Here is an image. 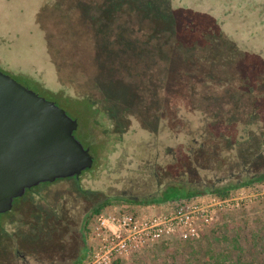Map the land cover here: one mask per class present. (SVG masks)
Here are the masks:
<instances>
[{
    "label": "rangeland",
    "instance_id": "374dc122",
    "mask_svg": "<svg viewBox=\"0 0 264 264\" xmlns=\"http://www.w3.org/2000/svg\"><path fill=\"white\" fill-rule=\"evenodd\" d=\"M36 56L49 57V70L58 76L47 78ZM0 69L78 119L76 135L97 160L78 180L88 199L106 194L107 176L116 177L112 165L137 141L159 136L161 144L171 143L168 117L176 112L196 122L231 112L223 120L229 119L230 135L246 137L238 146L247 159L254 157L253 174L264 170V99H257L264 98V0H0ZM255 175L248 185L179 198L213 201L222 198L217 191L240 197L220 207V217L200 238L160 241L113 264H264V180ZM59 185L73 193L78 186L62 180L35 187L1 215L0 253L9 251L10 233L28 231L24 224L37 216L38 205L58 198ZM168 201L95 204L82 228L84 252L74 264L89 255L97 210L130 212Z\"/></svg>",
    "mask_w": 264,
    "mask_h": 264
},
{
    "label": "flooded vegetation",
    "instance_id": "af4514ba",
    "mask_svg": "<svg viewBox=\"0 0 264 264\" xmlns=\"http://www.w3.org/2000/svg\"><path fill=\"white\" fill-rule=\"evenodd\" d=\"M257 99L261 101L264 98L259 96ZM213 113H209V117ZM182 116L185 120L184 125H180L178 121L180 118L176 119L174 115L171 118L169 115L168 120L171 119L168 122L169 129L166 132V127L163 128V133H167L166 137L172 140L171 143L161 144L159 136H154L150 140H140L137 141L135 148L133 147V151H125L116 159L115 164L112 165V172L116 177L107 176L106 194L103 197L94 200L84 197L85 189L83 190L78 182L85 172L94 169L97 164L93 153V166L84 170L78 177L43 182L17 197L21 200L35 187L52 186L62 180L64 182L74 180L78 184L75 193L65 185H59L58 188L61 189L57 191L58 198L54 196V199L50 196L52 201H43L42 208L38 205L40 211L37 216L24 224L28 230L26 233L18 230L10 233L9 251L0 253V264H74L84 252L82 228L95 204L111 199L142 201L154 198L158 192L163 193L169 186L175 184V178L169 169L167 170L169 172L160 178L155 175V171L159 169L158 164L163 162L171 168V157L176 152L184 156L191 154L198 159L199 167L191 169L190 176L199 182L201 189L217 190L221 187L242 184L250 180L252 175H257V172L253 174L254 171H251V166L253 167L252 164L255 162L254 157L247 159L245 149L238 146L246 142V137L230 135L232 132L229 130V119L223 121L226 116L221 120L217 119L219 117L217 116L216 120L204 121V115L197 122L186 115ZM249 152L254 153L252 148ZM113 155L111 163H113ZM118 167L121 171H117ZM43 198L44 196H38V201ZM30 234L33 235L32 238H29ZM31 241L39 242L40 247L34 249Z\"/></svg>",
    "mask_w": 264,
    "mask_h": 264
},
{
    "label": "water",
    "instance_id": "95a60500",
    "mask_svg": "<svg viewBox=\"0 0 264 264\" xmlns=\"http://www.w3.org/2000/svg\"><path fill=\"white\" fill-rule=\"evenodd\" d=\"M77 118L0 69V216L43 182L79 176L94 156Z\"/></svg>",
    "mask_w": 264,
    "mask_h": 264
},
{
    "label": "built area",
    "instance_id": "2783aa9c",
    "mask_svg": "<svg viewBox=\"0 0 264 264\" xmlns=\"http://www.w3.org/2000/svg\"><path fill=\"white\" fill-rule=\"evenodd\" d=\"M232 199L239 200L240 197ZM232 199H175L162 202L159 208L128 212L115 207L112 211L102 212L90 229L89 255L81 264H113L129 252L160 241L198 239L218 220L220 207Z\"/></svg>",
    "mask_w": 264,
    "mask_h": 264
},
{
    "label": "trees",
    "instance_id": "16d2710c",
    "mask_svg": "<svg viewBox=\"0 0 264 264\" xmlns=\"http://www.w3.org/2000/svg\"><path fill=\"white\" fill-rule=\"evenodd\" d=\"M28 46H29L30 50L33 49V44L31 42L28 43ZM46 49H47V46H46L45 50ZM48 52H52V51L49 49ZM41 59L42 58L38 59V57L36 56L34 63L39 65V69L40 70L43 69V68L48 69V71L50 73L47 75V78H51L52 75H54V77H57L58 73H57L56 70H54V71L52 70L53 72L51 70H49V65L47 64L48 61H49V57L47 58L48 60H45V61H42ZM54 59H55V55H54ZM37 61H39L40 64L37 63ZM50 64L52 65V67L54 69V63L50 62ZM34 66H35V64H33V67ZM45 72L47 74L46 70H45ZM113 74L116 75L117 73H113ZM69 83L70 82H65V85L63 87H67L69 90H73V87ZM43 85H47L46 82L43 81ZM82 89H85V88L84 87H80V89H79L80 93L83 91ZM180 113L181 112H176L175 113L174 116H175L176 119H178V118L182 119L184 117ZM217 113H219V111L214 112L211 117H209V115H205L203 117L204 121L207 120V119L216 120V117L220 116ZM215 114H217V115L215 116ZM231 115H232L231 112L225 113L224 114V118H225V116L229 117ZM217 119H218V117H217ZM77 133H78V131H77ZM87 135L89 136V134H87ZM190 153H192V151ZM158 165H159L158 166L159 169L157 171H155L156 172L155 175L160 178V176L162 177V175L167 174L169 172L167 170L169 169L170 172H172V174H173L172 176H174V178H175V184L172 185V186H169L165 191H163V193L162 192H158L154 198H151V199L149 198V199H146V200H142L143 202L175 200V199H179V198H183V197L195 196V195H200V194L208 193V192H216V190H212V189H209V188L201 189L199 187L200 184H198L199 182H197L196 180H194L190 176L191 169H195L196 167L197 168L199 167L198 159L196 157H194V156L192 157L191 154L190 155L188 154V156H184L181 153L178 154V152H176L171 157V168H168L166 166L165 162H163L161 164H158ZM253 180L263 181L264 180V173H262L259 176L257 175V177L255 179H253ZM250 182H251V180H247V181L243 182L242 185H248ZM235 186H237V185H231V186L226 187V188H232V187L234 188ZM217 195H219L222 198L223 197L225 198L228 195V193L220 194V192L217 191ZM101 211H102L101 209L97 210V214H100Z\"/></svg>",
    "mask_w": 264,
    "mask_h": 264
}]
</instances>
